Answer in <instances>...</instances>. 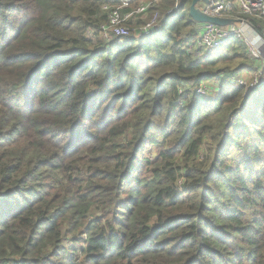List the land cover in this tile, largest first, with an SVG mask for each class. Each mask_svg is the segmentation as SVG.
<instances>
[{"label": "trees", "instance_id": "trees-1", "mask_svg": "<svg viewBox=\"0 0 264 264\" xmlns=\"http://www.w3.org/2000/svg\"><path fill=\"white\" fill-rule=\"evenodd\" d=\"M154 1L0 0V264H264L260 67Z\"/></svg>", "mask_w": 264, "mask_h": 264}, {"label": "built area", "instance_id": "built-area-1", "mask_svg": "<svg viewBox=\"0 0 264 264\" xmlns=\"http://www.w3.org/2000/svg\"><path fill=\"white\" fill-rule=\"evenodd\" d=\"M122 6H128L133 0H115ZM161 0H155L154 5H158ZM151 5L142 4L135 12L122 14L115 6L105 4L103 11L107 13L108 23L102 27L103 37L107 40L113 37L127 38L133 35L130 28L125 26L134 14H145ZM201 10L211 17H225L239 19L236 15L252 16L264 20V0H210V4H202ZM171 13V12H170ZM158 14L153 20L144 26L143 33L150 34L158 19ZM249 28L245 25H234L224 28H219L214 25H204L201 27V36L199 45L206 51L213 52L224 47L232 37L241 39L246 45L251 58L257 62L258 71L251 73V79L241 76L237 83L241 87H245L247 91L254 88L264 86V40L261 42V37L255 35L252 30L249 34L245 31ZM264 36V33L262 34ZM208 86H202L199 89L201 95H207Z\"/></svg>", "mask_w": 264, "mask_h": 264}, {"label": "water", "instance_id": "water-1", "mask_svg": "<svg viewBox=\"0 0 264 264\" xmlns=\"http://www.w3.org/2000/svg\"><path fill=\"white\" fill-rule=\"evenodd\" d=\"M210 4V0H194L191 8H190V17L193 19V21L198 24L199 26H204V25H214L219 28H224V27H229V26H234V25H245L252 31L256 32L262 40H264V36L259 33L257 28L252 26L248 21L245 19H233V18H225V17H211L207 14H205L201 10V5Z\"/></svg>", "mask_w": 264, "mask_h": 264}, {"label": "rangeland", "instance_id": "rangeland-1", "mask_svg": "<svg viewBox=\"0 0 264 264\" xmlns=\"http://www.w3.org/2000/svg\"><path fill=\"white\" fill-rule=\"evenodd\" d=\"M245 32H246L247 34H249L251 31L248 29V30H246ZM262 41H263V40L261 39V42H262ZM245 73H246V72H245ZM245 73H244V74H245ZM244 74H243V75H244ZM249 74H251V73H246V75H245L244 77L250 80V79H251V75H249ZM243 75H241V76H243ZM241 76H240V79H242Z\"/></svg>", "mask_w": 264, "mask_h": 264}, {"label": "crops", "instance_id": "crops-1", "mask_svg": "<svg viewBox=\"0 0 264 264\" xmlns=\"http://www.w3.org/2000/svg\"><path fill=\"white\" fill-rule=\"evenodd\" d=\"M249 30H251V29H249ZM258 30V29H257ZM259 31V30H258ZM255 35H257V33L256 32H254V31H252ZM259 33H261L260 31H259ZM261 34H263V33H261ZM246 73H248V72H246ZM246 73L243 75V76H245L246 75ZM249 75H251V74H249Z\"/></svg>", "mask_w": 264, "mask_h": 264}]
</instances>
